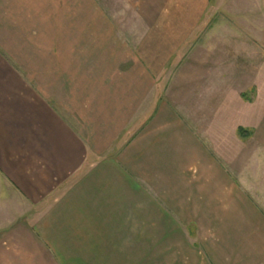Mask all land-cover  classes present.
<instances>
[{
	"label": "crops",
	"instance_id": "obj_1",
	"mask_svg": "<svg viewBox=\"0 0 264 264\" xmlns=\"http://www.w3.org/2000/svg\"><path fill=\"white\" fill-rule=\"evenodd\" d=\"M149 1L155 19L147 40L152 34L162 44L180 37L185 41L202 17L196 0ZM75 6V0H0V264H116L117 258L125 264H150L153 259L145 256L160 254L152 250L156 231L169 232L172 221L165 209L153 208L146 188L160 191L165 204L176 189L186 188V152L195 150L199 140L190 127L177 123L174 128L167 122L154 132L150 126L145 141L140 135L113 157L101 156L108 151L106 139L84 138L87 132L80 130L77 109L89 120L120 119L108 114L122 110L108 99L116 90L103 100L98 96L97 106L92 103L87 90L105 93V75L95 84L88 78L75 86L73 60H68L74 55L69 41L75 39ZM174 16L178 20L169 21ZM174 50L137 48L134 55L141 64H110L118 73L111 76L113 88L121 84L131 89L122 94L132 98L127 105L131 113L139 112L140 89L154 83L152 77L169 63ZM65 55L67 65H59ZM171 142L177 155L170 159ZM194 183L201 192V181ZM143 199L151 200V209L139 210ZM182 203L172 209H186ZM139 239L146 241L141 246L146 255Z\"/></svg>",
	"mask_w": 264,
	"mask_h": 264
},
{
	"label": "rangeland",
	"instance_id": "obj_2",
	"mask_svg": "<svg viewBox=\"0 0 264 264\" xmlns=\"http://www.w3.org/2000/svg\"><path fill=\"white\" fill-rule=\"evenodd\" d=\"M198 2L202 7L196 10L202 17L188 38L162 44L152 34L145 38L155 19L152 1L75 0V39L69 41L74 55L60 57L59 65L66 66L67 58L69 63L73 60L76 87L82 80L95 84L108 78L102 95H96L93 88L87 90L94 106L99 97L103 100L115 90L121 93L108 97L113 107L122 110L108 116L120 119L93 121L80 109L75 112L88 142L95 136L101 143L108 142L103 157L118 155L132 140L145 136L150 126L156 132L168 123L179 128L180 123L198 133V146L185 155L187 182L185 191L176 189L179 198L172 193L170 205L165 204L160 191L146 188L154 199L153 208L165 209L172 221L169 232L156 231L158 247L152 250L160 254L145 256L153 259L150 264H264V0H196V5ZM168 19L178 20L176 16ZM148 46L177 48L169 63L152 77L154 83L140 89L139 112L134 114L127 106L132 98L122 95L132 93L131 89L110 84L118 76L110 64L116 67L119 63L123 68L141 64L134 52ZM113 80L118 82V78ZM173 155L177 150L171 142L170 159ZM98 156H91V161ZM195 180L204 186L201 192ZM177 202H183L186 209H172ZM138 206L139 210L151 209V200L143 199ZM144 241L139 239L138 246L146 255L147 248H141ZM117 259L116 264H125Z\"/></svg>",
	"mask_w": 264,
	"mask_h": 264
},
{
	"label": "trees",
	"instance_id": "obj_3",
	"mask_svg": "<svg viewBox=\"0 0 264 264\" xmlns=\"http://www.w3.org/2000/svg\"><path fill=\"white\" fill-rule=\"evenodd\" d=\"M241 131L240 132H243V130L242 129H240Z\"/></svg>",
	"mask_w": 264,
	"mask_h": 264
}]
</instances>
